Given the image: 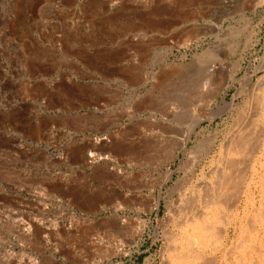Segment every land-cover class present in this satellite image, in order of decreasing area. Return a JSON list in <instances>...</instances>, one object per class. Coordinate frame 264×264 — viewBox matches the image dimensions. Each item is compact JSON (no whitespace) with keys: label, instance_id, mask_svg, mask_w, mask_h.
<instances>
[{"label":"rangeland","instance_id":"374dc122","mask_svg":"<svg viewBox=\"0 0 264 264\" xmlns=\"http://www.w3.org/2000/svg\"><path fill=\"white\" fill-rule=\"evenodd\" d=\"M0 264H264V0H0Z\"/></svg>","mask_w":264,"mask_h":264},{"label":"bare ground","instance_id":"6f19581e","mask_svg":"<svg viewBox=\"0 0 264 264\" xmlns=\"http://www.w3.org/2000/svg\"><path fill=\"white\" fill-rule=\"evenodd\" d=\"M230 1H236V0H224V3H228V2H230ZM233 129V128H232ZM228 131V130H227ZM236 132V131H235ZM240 138V137H239ZM237 138L238 140H236V142H237V144L239 145V147H244L245 146V144L247 143V141L248 140H245L244 138ZM229 146V145H228ZM30 150V149H29ZM237 150V149H236ZM111 159V158H110ZM227 161H229L230 162V159L229 160H227ZM225 163H226V161H224ZM231 163V162H230ZM230 163H227L228 165L230 164ZM236 163V162H235ZM233 166V165H232ZM231 166V167H232ZM227 167V166H226ZM217 168V167H216ZM221 169V168H220ZM222 171V170H221ZM228 173V172H227ZM226 173V174H227ZM225 173H222L221 175H220V178H219V186H218V188H217V186L215 187V188H217L215 191H214V193L211 195V197L210 198H212L213 200L214 199H222V196L225 194V195H228V194H226V193H228L227 192V189H226V186H223L224 185V183H231V177H232V175H230V173L229 174H227L226 175ZM219 176V175H218ZM234 176V175H233ZM232 178H236V176L235 177H232ZM243 179V178H242ZM239 181V180H238ZM232 185V184H231ZM229 186H230V184H229ZM227 188H228V186H227ZM230 189V188H229ZM228 189V190H229ZM231 190V189H230ZM212 191V190H211ZM232 191V190H231ZM232 197V196H231ZM198 198V197H197ZM233 198V197H232ZM231 199V198H230ZM210 201V200H209ZM224 201H226L225 199H224ZM195 202V201H194ZM193 202V203H194ZM202 202V201H201ZM217 202V201H216ZM192 202L190 203V205L188 204L187 205V208H188V210H187V208L184 210L185 211V213L188 211V213H187V215L189 214V212L192 214L191 216H196V214H201L202 213V208H200V206H199V204L197 205V204H193ZM196 203V202H195ZM224 203V202H223ZM207 205V204H206ZM215 205V204H214ZM205 206V205H204ZM212 206V205H211ZM183 207H186V206H183ZM207 208V207H206ZM183 210V209H182ZM179 211H181V210H179ZM181 212H183V211H181ZM203 214V213H202ZM186 214H184V212L183 213H180V219L181 220H185L188 216H187ZM9 216H10V214H9ZM201 216V215H200ZM226 216V215H225ZM13 222H15V223H17V226L19 227V228H22V225H21V221H19V220H16V219H13ZM125 222V221H124ZM182 222V221H181ZM210 225V224H209ZM214 233V232H213ZM188 236V235H187ZM124 238V237H123ZM192 238V237H191ZM193 240V239H192ZM194 242V241H193ZM190 244L192 245V243L190 242ZM168 247V246H167ZM190 248V247H189ZM192 248V247H191ZM179 254V253H178Z\"/></svg>","mask_w":264,"mask_h":264},{"label":"built area","instance_id":"2783aa9c","mask_svg":"<svg viewBox=\"0 0 264 264\" xmlns=\"http://www.w3.org/2000/svg\"><path fill=\"white\" fill-rule=\"evenodd\" d=\"M252 58L248 61V65L246 69L244 70L243 76L245 78L253 79L259 72H261L263 69H261L258 65H260V58L259 56H251Z\"/></svg>","mask_w":264,"mask_h":264}]
</instances>
